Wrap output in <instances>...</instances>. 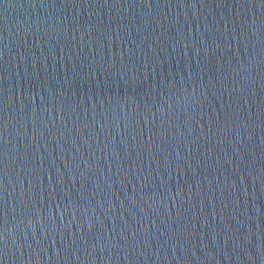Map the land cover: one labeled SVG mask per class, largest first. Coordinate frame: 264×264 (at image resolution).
<instances>
[{"label": "water", "instance_id": "obj_1", "mask_svg": "<svg viewBox=\"0 0 264 264\" xmlns=\"http://www.w3.org/2000/svg\"><path fill=\"white\" fill-rule=\"evenodd\" d=\"M0 264H264V0H0Z\"/></svg>", "mask_w": 264, "mask_h": 264}]
</instances>
